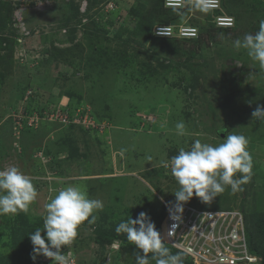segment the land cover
<instances>
[{
    "label": "rangeland",
    "instance_id": "1",
    "mask_svg": "<svg viewBox=\"0 0 264 264\" xmlns=\"http://www.w3.org/2000/svg\"><path fill=\"white\" fill-rule=\"evenodd\" d=\"M4 1L21 6L20 1L23 8L15 6V16L10 3L0 9V52L3 55L1 48L14 43L17 47L11 74H0V159L6 162L14 156L11 126L14 115L30 110L24 102L28 87L36 92L34 104L55 109L63 100L73 112L84 105L105 119L110 129L98 135L44 123L20 137L18 145H27L20 169L32 178L38 195L26 211L0 216L2 263L53 264L43 256L32 259L29 235L43 228L46 204L58 191L76 185L89 198L102 201L103 208L94 213L96 222L82 224L77 238L62 251L73 254L77 264H136V254H112L107 260L109 248L103 252L94 242L97 230L137 219L144 212L161 234L164 203L176 201L174 194L180 188L165 162L180 148L190 149L196 139L216 146L230 132L248 139L251 179L242 191L233 194L229 186L213 199L224 208L264 212V119L252 116L258 105H264V68L247 50L237 49L234 43L215 47L188 64L184 61L190 59L192 44L166 46L172 50L169 56H154L150 49L160 48V43L147 40L151 35L141 31L163 22L153 23L149 0H103L96 12L88 10L85 0ZM115 1L118 10L107 12ZM136 1L148 7L135 29L142 46L133 41L126 44L113 35L122 28L124 33L134 31L129 16L137 12L132 10ZM224 10L233 11L236 20L242 13L240 39L258 31L264 20V0H229ZM194 15L200 20L205 17ZM73 45L82 49L74 50ZM53 46L73 51L65 52L64 61H54L43 56ZM125 50L133 56L130 62L121 56ZM199 63H203L201 71ZM180 121L186 125L183 136L176 133ZM223 128L227 132L219 137ZM188 202L204 201L193 196Z\"/></svg>",
    "mask_w": 264,
    "mask_h": 264
},
{
    "label": "clouds",
    "instance_id": "2",
    "mask_svg": "<svg viewBox=\"0 0 264 264\" xmlns=\"http://www.w3.org/2000/svg\"><path fill=\"white\" fill-rule=\"evenodd\" d=\"M85 2L88 6L87 0ZM18 3L23 8L22 3ZM196 7L200 8L201 5L198 3ZM234 46L247 50L248 56L264 68V20L259 22L258 31L236 39ZM252 116L254 119H264V105H258ZM175 128L177 135L186 134L183 121L178 122ZM220 132H227V129L223 128ZM247 145L248 139L244 135L232 132L216 146L196 139L190 149L180 148L178 155L165 162L164 166L170 167L171 174L180 185L174 194L177 199L176 212L182 214V205L193 196L207 203L223 193L226 187L230 186L233 194L242 191V185L251 179L253 166ZM37 195L32 178L21 169L9 166L0 170V216L26 211ZM102 208L103 202L89 198L81 186H67L59 190L46 204L43 228H37L29 235L33 244L32 259L35 261L38 256H43L51 259L53 264H70L69 255L62 249L74 242L82 224L86 221L92 224L96 222L94 213ZM172 219L178 221L180 216L173 214ZM172 227L175 229L176 225ZM115 231L117 234H126L127 240L139 250L136 264H151V261H155V264H183L182 255L171 253L155 224L144 212L137 219L130 217L120 222ZM119 244L121 248L120 241H113L107 247L111 251V247L118 249Z\"/></svg>",
    "mask_w": 264,
    "mask_h": 264
},
{
    "label": "built area",
    "instance_id": "3",
    "mask_svg": "<svg viewBox=\"0 0 264 264\" xmlns=\"http://www.w3.org/2000/svg\"><path fill=\"white\" fill-rule=\"evenodd\" d=\"M198 3L201 5L200 8L196 7ZM164 7L171 10L188 9L189 16L182 23L155 25L152 34L157 38H197L198 27L189 24L195 16L196 9L209 12L211 22L217 28L230 29L235 22L234 18L225 12L221 0H164ZM107 9V12L113 13L118 10V5L116 2H110ZM35 93L34 89L28 90L24 102L29 103ZM67 106L68 103L62 100L55 109L45 108L29 114L24 110V112L20 111L19 115H14V125L11 126L14 156L2 162L0 170L9 166L19 167L18 155L22 148L18 144L25 129H37L40 124L50 123L63 128L77 126L88 132H96L98 135L109 130L108 122H98L87 106H79L74 112L68 111ZM164 205L166 211L161 223L162 240L185 255L191 264H260L262 262V258L252 253L249 248L245 216L241 210L201 208L186 202L182 205L181 214L176 212L177 200L165 202ZM173 214L179 215L180 220H173ZM174 224L175 229L172 227ZM119 248L111 247L107 260L112 254H117ZM68 255L70 264H77L74 255L69 253Z\"/></svg>",
    "mask_w": 264,
    "mask_h": 264
},
{
    "label": "trees",
    "instance_id": "4",
    "mask_svg": "<svg viewBox=\"0 0 264 264\" xmlns=\"http://www.w3.org/2000/svg\"><path fill=\"white\" fill-rule=\"evenodd\" d=\"M102 1L103 0H87L88 10L89 11L94 10V12H96L95 9L99 7V4L102 3ZM221 1H222L223 8L227 9L229 6V0H221ZM115 2L117 3V1H115ZM9 3H8V1H4V0L2 1L1 0L0 1V9L3 11L4 8L5 9L7 8ZM18 4H20V3H18ZM10 5L12 6L10 8L11 12H12L11 16H15L13 9L17 5H13L11 3H10ZM148 5L151 6L152 12L154 14L152 16L153 23H156L157 20H159V21H162L163 23H157V24H164V25L165 24H167V25L178 24V23L184 22L189 16V10L188 9H175V10L166 9L164 7V0H149ZM17 7L21 8V6H17ZM10 9L5 13V16L6 15H7V17L9 16V14L11 13ZM147 9H148L147 4L144 1L143 2L142 1H136L132 10H133V12H135V11H137V12L131 13L129 16V25L132 24L131 26L134 29V31H132V33L128 32V31H126V33H124L125 32L124 30H126V29L122 28V30L116 31L115 33H113V35L116 38H119V40L120 39L124 40V42L126 44L128 42L130 43L131 41H133V42H136L137 44H139L140 46H142V43H140L138 40V36L135 34V29L137 28V25L140 22V17L146 12ZM243 10H244V8H243ZM86 11H87V9H86ZM246 11H247V9H246ZM246 11H245V13H247ZM80 12H82L81 8H80ZM195 12H198V13L202 14V16H205V17L202 20H200L199 18L193 17L189 21V24H192V25L198 27V29H199V36L197 38H194V39L157 38L152 34V29L157 24H154L150 28V30H149V27L148 28L144 27L141 31V32H143V35L146 36L147 33L151 35L150 38L146 37V39L149 40L152 38L153 40H156V42L160 43V48L153 49V50L150 49V53L153 54L154 56H158V57L161 56L162 54H167V56H169L171 54L172 50L169 48L166 50L165 49L166 46L174 48L175 45L192 44V47H191L192 50H190V54L188 55V56H190V59H186L184 61V64H188L191 59L196 58L200 55L207 56L208 55V49L211 50L212 48H215V47L224 48V47L234 43V41L236 39H240V37H241V33H240L241 31L240 30L242 28V25L240 24L241 23L240 19H242V17H241L242 13L237 14V20H236L235 13H233V11H230V10L227 11L228 15H230L234 18L235 22H234V26L232 28L223 29V28H217L215 26V24L211 22V16H210L209 12H202L199 9H196ZM113 13H115V12H113ZM245 13L243 12V15ZM243 17H245V16H243ZM148 30H149V32H147ZM73 47H74V50L77 48L82 49V46H80V45H73ZM16 48L17 47H16L15 43L11 46L9 45L8 47L1 48V51H3V55L0 52V74L2 73V71L7 72V74H11V71L13 70V69L11 70V68L13 67L12 61L15 58ZM69 51L72 52L73 49L72 50L68 49L67 51H63V49H60L57 46L56 47L53 46V47H50V51H47L46 53H44L43 56H47V57L50 56V57H52V59L54 61L59 60L62 62V61H64L62 56L65 54V52H69ZM121 56L125 60H127V62L128 61L130 62L129 59L131 57H133L131 54L127 53L126 50L123 52V54ZM203 63H199L197 65V70L201 71ZM11 64H12V66H11ZM188 67L193 68V65L190 64ZM142 69H143V67H142ZM140 72H142V71H140ZM137 73H138V71H137ZM151 74H152V72H151ZM196 80H197L196 82L198 83V78ZM30 89H34V88L28 87L24 91V94L26 95V92ZM25 95H24V97H25ZM34 102H35V100L31 99L29 101V103H27L30 106V110L27 109L25 111L27 114H29L32 111H36V110L41 111V110L45 109V107L34 104ZM94 117L96 118V120L98 122H102L105 120V119L97 118L95 115H94ZM45 125H50V123L45 124ZM74 127H77V126H68V127H64V128L74 129ZM31 130L32 129H25L22 132V135H21L22 138H24V135L27 132H30ZM220 131L221 130L218 131L219 137H221V133H224V132H220ZM10 133H11V131H10ZM10 135L12 136V133ZM1 139H2V136H1ZM12 140H14L13 137H12ZM21 145H22V147H21L22 151L18 155L19 163L21 162L23 157H25L26 146H27L26 142H22ZM0 160H2V162H3L2 158ZM18 168L20 169V164H19ZM243 188L245 189L244 185H242V189ZM194 205L201 207V208H210V209H232V208H224L223 206H221V204L219 203V199H212V200H209L207 203L206 202H202V203L197 202V203H194ZM218 207H223V208H218ZM243 213H244L245 221H246L249 248H250L252 253L258 255L259 257H262V259H263L262 264H264V212L257 213V212H246L245 211ZM117 225L111 224L107 228L101 227L99 230H97V233H96L95 238H94V242L100 246V248L103 250V252H105L106 247L108 245L112 244L113 241H120L122 245H121V248L119 250V255L120 254H122V255L136 254L139 250L136 248L135 244H133L127 240L126 234H117L116 233L115 229H116ZM19 228H20L19 231H23L22 226H19ZM24 231H26V228L24 229ZM166 246L170 249L172 254L180 253L179 251L171 248L170 246H168V245H166ZM180 254L183 257V264H190V262L186 258V256L183 255L182 253H180ZM0 264H5V263H2L0 261ZM151 264H155V261H151Z\"/></svg>",
    "mask_w": 264,
    "mask_h": 264
},
{
    "label": "crops",
    "instance_id": "5",
    "mask_svg": "<svg viewBox=\"0 0 264 264\" xmlns=\"http://www.w3.org/2000/svg\"><path fill=\"white\" fill-rule=\"evenodd\" d=\"M38 17H40V16L38 15V16H36L35 18H36V19H39Z\"/></svg>",
    "mask_w": 264,
    "mask_h": 264
},
{
    "label": "water",
    "instance_id": "6",
    "mask_svg": "<svg viewBox=\"0 0 264 264\" xmlns=\"http://www.w3.org/2000/svg\"><path fill=\"white\" fill-rule=\"evenodd\" d=\"M223 136V135H222Z\"/></svg>",
    "mask_w": 264,
    "mask_h": 264
}]
</instances>
